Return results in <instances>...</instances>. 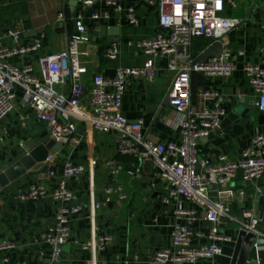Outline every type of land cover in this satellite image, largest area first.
I'll return each mask as SVG.
<instances>
[{
  "label": "crops",
  "instance_id": "1",
  "mask_svg": "<svg viewBox=\"0 0 264 264\" xmlns=\"http://www.w3.org/2000/svg\"><path fill=\"white\" fill-rule=\"evenodd\" d=\"M73 1L0 0V41L4 47L12 49L17 45L33 43L45 35L38 56L64 50L75 32L73 18L81 10L80 0L78 4H73ZM235 1L237 7L227 5L224 16L240 19L243 24L226 37L224 46L236 54H245L238 59V70L227 80H212L194 74L191 83L194 105L198 108L202 106L200 94L205 89L221 93L228 106L224 120L240 105L242 98L245 100L242 106L246 114L244 117L199 144V157L211 160L213 165L220 163V157H225L227 161L238 159L256 135L264 136V113L258 108L256 95L243 72L245 63L258 64L264 68V0ZM120 3L124 10L135 8L140 24L131 26L126 21L125 12L111 13L104 4H98L97 10L102 14L110 12V18L89 23L90 41L80 46V59L88 68V73L82 79L85 88L82 102L86 108L90 107L93 77L97 74L113 77L120 67H142L146 55L130 43L150 39L160 31L153 8L140 0H120ZM60 13L65 14V22H57ZM96 24L118 29L114 35L120 46L116 60L106 57V50L112 44L108 42V35L94 37L93 33L99 30ZM9 30L21 32L18 44L6 35ZM211 43L208 38L194 39L193 57L197 58ZM9 61L19 67L34 65L36 73H39L36 55L14 57ZM166 66L165 60L156 62L157 77L152 84L143 79H130L122 104L125 117L131 122L144 121L146 136L162 143L180 140V130L173 124L176 113L170 104L164 106L173 79V73ZM60 90L68 95L70 85L62 86ZM21 96L19 92V98ZM48 134L46 125L18 99L14 111L0 123V170L28 153ZM53 158L58 175H61V168L67 161L83 164L87 168L83 177L71 181L77 197L75 203L83 205L84 212L72 219L71 238L67 244L69 250L64 251L62 264H87L89 256L83 251V244L103 235L112 237V242L105 252L97 256V264H151L159 250L171 247L173 227L177 223H188L187 216L181 219L176 217L175 203L163 202V184L157 178L153 162L142 161L133 155H121L113 134L87 132L85 125L78 122L71 142ZM93 161H96V165L92 167ZM108 161L120 164L123 173L112 176L106 166ZM128 171H133L134 175L128 176ZM52 183L48 172L42 170L28 172L1 189L0 244L11 243L14 248L0 251V264H36L41 252H46L45 261L49 258L50 251L42 244L41 236L54 223L57 203L50 194L39 201L23 200L21 196L32 185L43 184L51 189ZM112 185H121L126 199L115 196L111 203L95 209L94 217L89 219L92 203L101 202L104 190ZM217 190L225 191L223 200L230 208L229 214L239 221L245 209L258 211L260 197L264 194V177L244 185L240 173L232 184L211 189L212 197L216 196ZM242 190L245 191V197L238 195ZM183 208L191 210L192 206L186 202ZM192 227L195 232H206L211 226L199 220ZM221 227L229 235L238 234L237 223L225 221ZM204 242L205 238L194 239V245ZM234 246H226L223 254L216 259L202 260L197 264H231ZM262 258L264 261V252Z\"/></svg>",
  "mask_w": 264,
  "mask_h": 264
},
{
  "label": "built area",
  "instance_id": "2",
  "mask_svg": "<svg viewBox=\"0 0 264 264\" xmlns=\"http://www.w3.org/2000/svg\"><path fill=\"white\" fill-rule=\"evenodd\" d=\"M156 11L160 31L150 39L130 43L140 49L146 60L140 68L116 70L113 77L97 74L92 79L90 107L82 102L85 88L83 77L88 73L82 63L80 46L90 41L88 24L110 18V12L121 14L129 25L138 26L140 19L134 7L123 9L120 0H80L81 10L73 18L74 35L67 47L55 54L37 55L43 47L45 35L33 43L17 45L9 49L0 41V123L15 109L16 101L33 111L37 119L48 128L51 139L57 144L68 145L76 132V124L81 122L86 131L115 136L118 152L133 155L142 161H152L157 178L162 181L163 202L175 203L178 219L187 216L188 223H177L172 230V245L157 252L151 264H197L202 260H213L221 256L226 246H233L237 236L225 233V221L237 223L239 230L255 235L248 264H264V225L258 218L256 209H245L241 220L231 217L230 208L225 204V191L217 190L212 197L210 190L228 186L238 174H242L243 184L264 177V136L256 135L243 149L238 159L227 161L220 157V163L213 165L209 159L199 157V144L212 134L220 131L227 115L226 105L221 93L205 89L200 94L202 106L194 105L192 77L201 74L208 79H230L238 70V59L243 52L234 53L229 49L219 58L195 63L192 47L194 39L208 38L211 44L225 43L226 37L243 24V21L224 16L227 5L237 7L235 0H140ZM104 4L110 12L102 14L98 4ZM66 16L60 13L57 22H65ZM7 36L16 44L21 32L9 30ZM120 54L118 43H112L106 50V57L112 61ZM36 55L39 73L34 65L19 67L9 60L14 57ZM166 61V68L173 73L169 91V104L176 113L174 126L180 130L179 141L162 143L145 134L144 121L131 122L122 114V104L130 79H143L149 84L157 77L156 62ZM243 72L256 95L257 106L264 113V68L258 64L245 63ZM70 85V93L64 94L60 87ZM21 92V98H19ZM48 176L53 182L51 189L43 184L32 185L23 200L39 201L48 194L57 203L54 223L41 236V242L49 249L40 253L36 264H62L64 247L71 238V222L83 214L84 206L75 203L76 193L71 181L83 177L87 168L83 164L67 161L58 175L54 158L49 156L45 162ZM96 161L91 163L95 166ZM112 176L123 173V167L114 161L106 163ZM133 176V171L127 172ZM245 197V191L238 194ZM117 196L126 199L121 185H112L104 190V199L92 203L89 219L94 217L95 209H100ZM192 206L183 208L184 203ZM202 220L211 224L206 232H195L192 224ZM238 235V234H237ZM206 242L194 245V239ZM112 242L108 235L90 239L82 249L89 256L87 264H97V256L105 252ZM11 243L0 244V251L13 249ZM106 264V263H104Z\"/></svg>",
  "mask_w": 264,
  "mask_h": 264
},
{
  "label": "water",
  "instance_id": "3",
  "mask_svg": "<svg viewBox=\"0 0 264 264\" xmlns=\"http://www.w3.org/2000/svg\"><path fill=\"white\" fill-rule=\"evenodd\" d=\"M79 0H74L73 4H78ZM99 28L98 31L93 33L95 38L106 37L108 35L109 43H119V40L114 37L115 33H118V29H110L106 26L95 25ZM225 46L223 41L215 42L208 46L195 60V63L207 61L211 58H219L224 52ZM245 100L242 98L240 105H238L232 112L229 113L228 117L223 121L221 130L226 127L232 126L240 117H244L245 112L243 111V105ZM169 105V95L165 100L164 106ZM228 110V106L225 107ZM63 145L57 144L51 139V133L42 139L39 143L34 145L28 153H25L17 160L13 161L9 166L0 170V191L7 187L11 183L15 182L28 172L35 173L44 170L48 172V166L45 164L49 156H56L58 152L63 150ZM115 180V179H114ZM258 218L264 224V194L260 197L258 205ZM211 226V224L209 223ZM255 241V235L248 234L244 230H240L236 243L234 246V253L231 264H248L251 256V250ZM69 246L64 247V251L68 252Z\"/></svg>",
  "mask_w": 264,
  "mask_h": 264
},
{
  "label": "rangeland",
  "instance_id": "4",
  "mask_svg": "<svg viewBox=\"0 0 264 264\" xmlns=\"http://www.w3.org/2000/svg\"><path fill=\"white\" fill-rule=\"evenodd\" d=\"M230 9H231V8H230ZM231 10L235 11L236 9H231Z\"/></svg>",
  "mask_w": 264,
  "mask_h": 264
}]
</instances>
